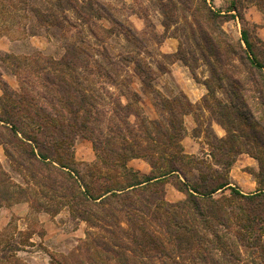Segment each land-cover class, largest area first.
I'll list each match as a JSON object with an SVG mask.
<instances>
[{
	"label": "trees",
	"instance_id": "16d2710c",
	"mask_svg": "<svg viewBox=\"0 0 264 264\" xmlns=\"http://www.w3.org/2000/svg\"><path fill=\"white\" fill-rule=\"evenodd\" d=\"M52 2L53 6L44 13L39 8L32 9L36 19L52 29L64 24L69 10L88 20L102 18L105 8L100 0ZM232 7L238 9L236 3ZM206 11V26L211 32L198 24L202 38L213 46L216 38L228 41L218 24L224 15L209 7ZM254 47L248 29L243 28L239 43L231 51L261 85L256 98L264 106V62L256 56ZM216 51V58L223 63L220 49ZM76 52V46L70 43L60 57H47L36 69L44 82L43 89L49 92L51 110L35 103L31 96L17 94L0 67V87L4 92L0 96V143L11 164L29 175L24 188L1 169L0 208L28 201L33 211L58 214L68 208L74 218L86 221L83 242L67 255L52 256L53 264H250L241 260V244L254 247L264 258L261 238L254 237L252 231L257 209L247 206L249 201L264 199V163L258 172L261 187L256 193L244 194L232 184V157L246 150L249 139L240 114L216 95L211 81H205L208 93L203 101L207 107L216 108L217 121L227 131L223 137L213 135L217 144L211 143L210 155L215 159L212 165L204 157L188 154L183 145L187 133L183 116L192 103L162 96L152 85V72L134 57L123 59L134 61L144 90L153 93L161 117L143 116L138 121L140 113L134 104L120 101L126 110L121 123L98 130L100 103L83 87ZM3 54L0 50V61L5 59ZM5 54L9 57V53ZM23 59L28 61L30 57ZM14 73L21 77L18 70ZM23 80L21 84L25 86ZM231 82L233 86L242 85L243 80L233 77ZM132 115L137 119L131 120ZM244 120L251 130L256 125L252 114ZM79 137L92 141L97 152L92 163L77 165L72 147ZM134 158L145 159L150 172L130 166ZM30 181L39 189H33ZM169 181L184 198L167 200ZM19 248L9 243L0 250V264H30L16 257Z\"/></svg>",
	"mask_w": 264,
	"mask_h": 264
},
{
	"label": "rangeland",
	"instance_id": "374dc122",
	"mask_svg": "<svg viewBox=\"0 0 264 264\" xmlns=\"http://www.w3.org/2000/svg\"><path fill=\"white\" fill-rule=\"evenodd\" d=\"M100 1L105 4L102 18L86 20L69 10L64 24L52 29L36 19L32 11L39 8L44 13L53 6L52 0H0V50L5 57L0 61V67L11 87L17 94L22 93L26 98L31 96L38 105L52 108L49 92L43 89L41 83L44 82L36 69L43 59L60 57L71 43L76 46V63L84 80L83 87L92 92L100 103L101 124L96 123L98 130L106 125L121 123L126 110L120 103L126 104L127 100L140 113L138 121L143 116L159 119L161 112L155 105L153 93L144 90L134 61L123 59L134 57L152 72V85L162 96L177 97L192 103L190 108H186L190 111L183 116L187 129L183 140L185 151L191 154L194 150L191 155L204 157L212 165L215 159L213 161L210 155L211 143L217 144L213 135L223 137L227 131L217 121L216 108L207 107L203 101L208 93L205 81L210 80L216 95L231 110L240 114L245 137L249 139L246 150L232 157V184L244 194L256 193L261 187L258 172L261 162L264 163V106L256 98L262 87L250 77L231 49L239 43L242 29L246 28L255 44L254 53L264 62V0ZM233 3H236L237 10L233 9ZM207 7L224 15L218 24L227 34L228 41L216 38L213 46L202 38L198 24L202 25L203 30L211 32L206 26L209 25L205 19ZM217 48L220 49L219 57L223 63L216 58ZM24 56L30 57L28 61L31 62L24 61ZM15 69L21 72V77L14 73ZM233 77H241L242 85L233 86ZM22 80L25 86L21 84ZM50 94L55 95L56 92ZM249 114L256 122L252 130L244 120ZM130 119L137 118L132 115ZM72 150L78 166L79 163L96 160L97 152L89 138H77ZM14 166L10 160L5 167L0 164V173L1 169L7 171L12 181L27 187L29 175ZM29 185L35 190L39 189L36 183L34 185L30 181ZM184 196L172 181L166 183L167 200L177 201ZM256 200L249 201L247 206L248 209L249 206L257 209L252 231L254 237L261 238L259 242L264 250V199ZM30 211L25 216L15 217L10 232L5 231V235H0V250L7 248L9 243H18L21 247L30 245V235L35 240L34 248L22 251L27 249L23 246L16 252V257L30 264H53L52 256L57 258L69 254L86 238L88 224L74 218L68 208H62L58 214L48 213L49 216L45 218L41 217L43 212L33 211L32 208ZM244 222L246 218L241 222L242 227ZM245 232L247 236L250 235V231ZM239 250L243 263L264 264L263 255L255 252L254 247L241 244Z\"/></svg>",
	"mask_w": 264,
	"mask_h": 264
},
{
	"label": "crops",
	"instance_id": "0c3cea01",
	"mask_svg": "<svg viewBox=\"0 0 264 264\" xmlns=\"http://www.w3.org/2000/svg\"><path fill=\"white\" fill-rule=\"evenodd\" d=\"M2 95V89L0 88V96ZM185 139V138H184ZM183 139V140H184ZM184 145V143H183ZM185 147V146H184ZM194 150L191 151V154H194ZM9 158L7 157L6 151H5V147L2 143H0V164L5 167V164H8ZM129 165L132 166L135 169L141 170L144 173H149L151 170V166L149 163H147L145 160L143 159H139V158H134L132 160L129 161ZM31 207H30V203L28 201H19V202H13L10 204H5L3 206H1L0 208V235H3V233L5 231H9L11 228V223L12 220L15 217H20V216H25L28 213H30ZM49 216L48 213L43 212L41 214V217H46ZM10 232V231H9ZM7 233V232H6ZM5 235V233H4ZM33 236V234H32ZM29 239H31V243H29L30 245H21L18 243L20 246L19 250H16L15 252L20 251L23 246L27 249H23L22 251H28L30 249H28L29 247L34 248V239H32V237L29 235ZM32 252V251H30Z\"/></svg>",
	"mask_w": 264,
	"mask_h": 264
}]
</instances>
